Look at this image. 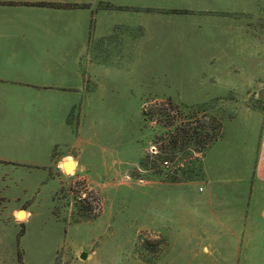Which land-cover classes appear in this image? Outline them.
I'll return each mask as SVG.
<instances>
[{"label":"crops","instance_id":"1","mask_svg":"<svg viewBox=\"0 0 264 264\" xmlns=\"http://www.w3.org/2000/svg\"><path fill=\"white\" fill-rule=\"evenodd\" d=\"M68 1L90 6L39 4ZM103 2L115 8H97ZM122 53L131 62L164 54L165 67L179 60L182 101L230 91L243 97L202 154V177L178 184L192 185L179 219L166 203L148 207L153 229L166 239L175 221L190 247L133 264H264V0H0V163L13 151L52 162L56 147L58 161L71 157L75 171L87 168L80 159L92 135L83 123L106 108L100 69L118 65ZM207 67L212 86L186 94L189 69Z\"/></svg>","mask_w":264,"mask_h":264},{"label":"rangeland","instance_id":"2","mask_svg":"<svg viewBox=\"0 0 264 264\" xmlns=\"http://www.w3.org/2000/svg\"><path fill=\"white\" fill-rule=\"evenodd\" d=\"M122 54L118 65L100 69L102 92L108 94L102 101L106 108L100 115L93 111L83 123L84 130H89L86 134L92 135L83 142L80 159L87 168L75 171L71 157L62 162L53 157L51 162L43 153L37 160L24 159L15 151L6 155L13 157L11 161L0 163V264H133L137 256L147 261L149 254H182L190 247L186 242L190 234L175 221L164 229L166 239L153 229L148 207L166 203L172 219L178 220L185 191L192 187L178 184L202 177L206 150L178 147L174 157L158 153L161 148L170 149L168 144L182 124L204 125L212 132V127L235 114L243 97L230 91L182 101L177 99L183 91L179 60L165 67L164 54L160 60L140 58L138 62ZM212 70L189 69L185 93L196 96L208 90L212 86L208 82L216 80ZM92 102L99 104V99ZM151 108L166 109L167 115L145 117L143 110ZM73 116L79 120V110ZM64 149V145L59 148ZM146 157L149 168L141 165ZM24 208L31 212L27 221ZM83 213L91 219L85 220ZM82 251L87 252L84 258Z\"/></svg>","mask_w":264,"mask_h":264},{"label":"trees","instance_id":"3","mask_svg":"<svg viewBox=\"0 0 264 264\" xmlns=\"http://www.w3.org/2000/svg\"><path fill=\"white\" fill-rule=\"evenodd\" d=\"M44 5H50V6H56V7H65V8H79L83 6H90L89 4H79L75 2H58V3H39ZM97 8H115V5H112L111 3L103 2L99 3ZM166 109H159V108H151V109H144L143 115L154 117L157 114H164L167 115ZM172 124V122L168 123ZM208 127L201 125V126H190L188 123L182 124V127H178L175 131V137L172 138L168 144L170 146V149L168 148H161L158 153V156H160L162 153H168L171 154L172 157L175 156V152L178 147H181L183 149L186 148H193L194 150H198L200 152L205 151L210 145L215 143L221 136L223 135V123H219L218 127L214 126L212 127V132H209ZM56 153V147L53 152V157ZM162 156V155H161ZM149 161L146 158L141 160V165L144 168H149ZM82 208V207H81ZM82 212V211H81ZM83 217H85V220L91 219L89 215H85L83 213ZM19 261L23 263V255L20 252L19 253Z\"/></svg>","mask_w":264,"mask_h":264},{"label":"water","instance_id":"4","mask_svg":"<svg viewBox=\"0 0 264 264\" xmlns=\"http://www.w3.org/2000/svg\"><path fill=\"white\" fill-rule=\"evenodd\" d=\"M63 169H64V167H63ZM76 169H78V167H77V166H76L75 170H76ZM64 171H65V173H66V174H68V173L66 172V170H65V169H64ZM86 254H87V252H86V251H82V252H81V254H80V257L84 258V257L86 256Z\"/></svg>","mask_w":264,"mask_h":264},{"label":"built area","instance_id":"5","mask_svg":"<svg viewBox=\"0 0 264 264\" xmlns=\"http://www.w3.org/2000/svg\"><path fill=\"white\" fill-rule=\"evenodd\" d=\"M164 164L168 165L169 164V161L168 160H165L164 161Z\"/></svg>","mask_w":264,"mask_h":264}]
</instances>
